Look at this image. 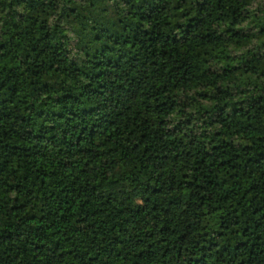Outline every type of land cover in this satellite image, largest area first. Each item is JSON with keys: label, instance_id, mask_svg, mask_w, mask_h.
Listing matches in <instances>:
<instances>
[{"label": "trees", "instance_id": "trees-1", "mask_svg": "<svg viewBox=\"0 0 264 264\" xmlns=\"http://www.w3.org/2000/svg\"><path fill=\"white\" fill-rule=\"evenodd\" d=\"M0 264H264V0H0Z\"/></svg>", "mask_w": 264, "mask_h": 264}]
</instances>
